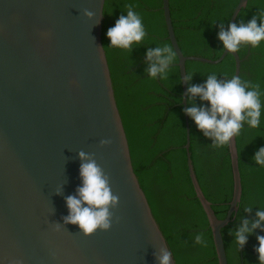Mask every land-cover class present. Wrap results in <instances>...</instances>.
I'll return each instance as SVG.
<instances>
[{
  "label": "water",
  "instance_id": "95a60500",
  "mask_svg": "<svg viewBox=\"0 0 264 264\" xmlns=\"http://www.w3.org/2000/svg\"><path fill=\"white\" fill-rule=\"evenodd\" d=\"M248 1L239 0L229 23L236 22ZM105 2L0 0V264H158L153 253L161 246L169 248L134 170L102 48ZM84 9L95 16L87 17ZM162 9L178 57L185 108L187 61L217 64L229 53L223 51L217 59L185 55L170 0H162ZM232 55L234 75L240 76L242 58ZM185 119L190 178L209 220L218 264H228L222 229L234 220L242 198L237 140L228 145L233 196L220 219L197 179L187 114ZM101 139L112 143L101 147ZM80 150L96 154L120 196L119 207L113 209L119 223L90 236L71 223L55 228L69 213L65 197L82 183ZM62 186L63 194H56Z\"/></svg>",
  "mask_w": 264,
  "mask_h": 264
},
{
  "label": "trees",
  "instance_id": "16d2710c",
  "mask_svg": "<svg viewBox=\"0 0 264 264\" xmlns=\"http://www.w3.org/2000/svg\"><path fill=\"white\" fill-rule=\"evenodd\" d=\"M239 0H170V11L178 43L185 55L217 59L223 53L218 39L219 25L225 27ZM126 4L143 17L147 37L132 54L109 47L107 30L115 25ZM264 0H249L237 19L247 22ZM103 45L107 54L116 100L127 133L134 170L149 200L176 264H218L212 230L202 204L196 196L188 168L185 149L187 128L182 104V83L177 61L167 80L147 76L145 56L148 47L171 44L162 9V0H106L104 8ZM259 23V21H258ZM173 47V46H172ZM242 79L259 83L264 92V41L260 47L242 46ZM232 54L217 64L189 60L187 73H194L192 83L199 84L212 73L218 78L235 74ZM264 105V96L261 97ZM198 104H206L197 98ZM188 106H190L188 104ZM190 152L197 179L218 218L226 217L233 196V172L228 146L214 148L189 117ZM242 179V198L232 220L222 229L228 264H259L256 235L249 236L242 251L233 243L230 231L243 216H254L264 207V167L252 158L264 146V107L258 128L245 125L236 137ZM251 142V143H250ZM252 205V214L244 209ZM204 233L207 247L195 243V235ZM257 233L264 235L257 229Z\"/></svg>",
  "mask_w": 264,
  "mask_h": 264
},
{
  "label": "clouds",
  "instance_id": "9594fccd",
  "mask_svg": "<svg viewBox=\"0 0 264 264\" xmlns=\"http://www.w3.org/2000/svg\"><path fill=\"white\" fill-rule=\"evenodd\" d=\"M124 7L127 14H121L115 25L107 30V37L111 42L108 46L132 54L134 48L142 46L148 34L143 17L134 11V5L126 4ZM84 15L92 18L95 13L84 9ZM217 35L223 44L222 50L229 54L240 52L242 46L260 47L264 41V8L259 9L246 23L232 22L227 27L220 23ZM177 59V53L170 44L148 47L145 72L151 79L167 80L171 66ZM194 75L188 72L182 80L188 84L184 95L187 96L190 105L183 111L195 122L203 135L212 140L210 144L212 147L228 146L234 137L241 134L245 125L249 128L260 126L264 107L261 97L264 96V92L261 91L259 83L242 79L239 75H233L231 79H221L212 73L203 83L194 84L192 83ZM197 98L207 103L198 104ZM111 143V139H101L99 142L101 147ZM78 156L81 160L79 171L82 183L77 186L75 194L65 197L69 213L62 217L64 224L56 222L55 228L59 231L62 226L71 223L78 225L80 232L85 236H90L97 230H110L114 221L119 223L120 217L115 215L113 209L119 207L120 196L114 194L111 177L98 164L94 152L80 150ZM252 158L256 165L264 167V146L260 147ZM56 194H63V186ZM254 208L256 207L249 205L244 211L252 214ZM257 229L264 232V207H259L254 216L241 217L240 223L230 231V235L234 236L233 243L238 245L240 251L244 249L249 236L256 235L259 243L255 251L258 253L259 264H264V235L258 234ZM194 239L196 244L207 247L204 233L196 234ZM153 255L158 264H172V252L168 247H159ZM16 264H22V261H17Z\"/></svg>",
  "mask_w": 264,
  "mask_h": 264
}]
</instances>
